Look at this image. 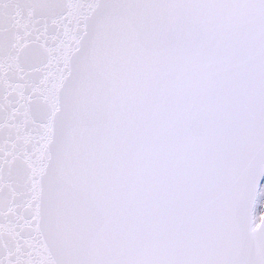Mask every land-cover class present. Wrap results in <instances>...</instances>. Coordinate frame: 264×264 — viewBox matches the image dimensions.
<instances>
[{"label":"snow or ice","instance_id":"obj_1","mask_svg":"<svg viewBox=\"0 0 264 264\" xmlns=\"http://www.w3.org/2000/svg\"><path fill=\"white\" fill-rule=\"evenodd\" d=\"M0 264H264V0H0Z\"/></svg>","mask_w":264,"mask_h":264}]
</instances>
